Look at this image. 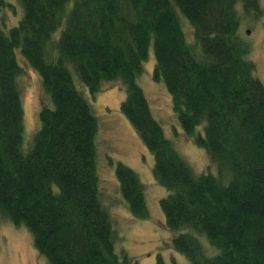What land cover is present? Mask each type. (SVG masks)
Returning a JSON list of instances; mask_svg holds the SVG:
<instances>
[{"label":"trees","instance_id":"trees-1","mask_svg":"<svg viewBox=\"0 0 264 264\" xmlns=\"http://www.w3.org/2000/svg\"><path fill=\"white\" fill-rule=\"evenodd\" d=\"M14 4L21 17L8 27L1 12ZM260 13L258 0H0V219L25 229L46 264H131L115 251L98 192L97 121L71 68L91 98L103 84L123 90L119 113L166 192L158 206L171 249L188 264H264V83L237 35L241 16ZM149 48L151 80L213 170L195 175L152 117L135 82ZM19 60L40 87L26 150ZM114 177L128 213L147 219L137 175L118 162ZM184 230L217 253L204 256Z\"/></svg>","mask_w":264,"mask_h":264},{"label":"rangeland","instance_id":"rangeland-1","mask_svg":"<svg viewBox=\"0 0 264 264\" xmlns=\"http://www.w3.org/2000/svg\"><path fill=\"white\" fill-rule=\"evenodd\" d=\"M258 3L260 16L256 19L241 16L237 35L248 47L246 59L254 65L253 76L264 83V0H258ZM1 17L8 27L14 26L21 17V9L16 5L13 8L7 7L1 12ZM185 23H182L185 36L190 40L191 31ZM19 64L23 68L19 85L25 149L24 146H29L39 126L40 87L36 74L22 60H19ZM153 66L152 49L149 48L147 59L142 63V71L135 82L143 92L152 117L195 175L203 171L205 173L207 168L213 170V167L208 165L205 152L182 133L171 111L170 96L164 86L151 80ZM70 72L75 88L82 92L97 121L95 162L98 192L101 203L111 218L116 253L123 252L131 264H153L157 256L165 264H188L182 255L170 247L175 234L165 228L164 218L158 206L159 200L166 192L152 178V157L119 113V104L124 98L123 90L117 83L103 84L101 90L91 98L71 68ZM196 132L201 133V128ZM118 162L130 168L142 184L148 211L147 219H136L128 213L114 177V166ZM184 232L190 233L198 240L204 256L213 257L217 253L203 235L195 234L191 230ZM0 264H46V262L33 249L30 235L25 229L14 227L0 219Z\"/></svg>","mask_w":264,"mask_h":264}]
</instances>
